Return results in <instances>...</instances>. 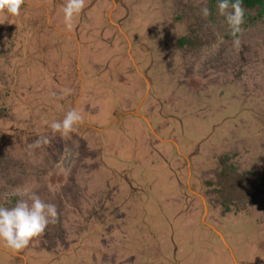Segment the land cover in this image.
Returning a JSON list of instances; mask_svg holds the SVG:
<instances>
[{
    "label": "rangeland",
    "instance_id": "374dc122",
    "mask_svg": "<svg viewBox=\"0 0 264 264\" xmlns=\"http://www.w3.org/2000/svg\"><path fill=\"white\" fill-rule=\"evenodd\" d=\"M27 1L23 6L33 4ZM125 2L140 32L132 37V51L128 35L113 41L107 39L112 32L104 40L98 35L95 45L120 65L127 85L112 81L124 88L121 93L141 85L131 73L136 62L168 84L162 89L170 93L163 101L168 104L152 125L142 119L140 127L134 117L130 126L105 113L98 128L82 119L67 136L54 134L49 125L63 120L65 106L73 107L65 97L75 92L68 71L47 70L57 81L39 79L41 73L23 69L27 60H20L14 45L0 42V207L35 192L59 213L29 242L36 252L27 264H115L126 259V247L142 257L150 253L154 264H164L158 259L164 252L175 264H236L229 249L239 264H264V17L253 21L251 11L234 37L217 4L210 10V0ZM46 3L34 2L47 13L54 10ZM94 4L101 26L106 20ZM203 7L210 12L206 18ZM83 15L90 17L91 9ZM46 27L34 29L40 34L34 42L57 38ZM86 65L105 107L113 96L98 82L97 66ZM41 137L49 142L34 147ZM159 138L172 142L162 146ZM91 177L100 183L92 185ZM0 246V263L15 264L12 254L24 255L26 263L27 247L16 252Z\"/></svg>",
    "mask_w": 264,
    "mask_h": 264
},
{
    "label": "crops",
    "instance_id": "0c3cea01",
    "mask_svg": "<svg viewBox=\"0 0 264 264\" xmlns=\"http://www.w3.org/2000/svg\"><path fill=\"white\" fill-rule=\"evenodd\" d=\"M36 1L37 0H28L27 2H32L33 4L27 7L22 5L20 15L18 16H12L6 12L0 13V21H3V23H0V42H9L17 48L20 60L21 58L22 61L23 59L27 60L25 65H21L23 69L30 72V74L35 73L39 75L41 73L39 79L43 78L44 80L49 79L54 81H57L58 76L51 79L48 77L47 70H57V75L62 73L61 69L64 71L67 70L68 73L65 74H68L71 78L73 84L69 85L71 88L75 89V92L65 95V97H71L73 99V107L71 108L72 104L69 108L65 106V110L68 112L70 109H76L82 116V119H84L85 125L87 121L91 119L94 122V125H91L93 126L92 128L100 127V125L95 122L102 116V114L105 113H109L110 117L113 119L118 117L123 118L125 120V124H128V120H132V118L135 117L141 122L139 123L141 124L140 127L143 125L142 119H144L149 125H152V120L156 121L159 117V113L161 114V105L168 104V101L164 103L163 101L166 97L170 96V93L162 91L163 87H168V84L164 80H161L160 75L154 73L152 77L150 75V71L145 72V70H141L137 66L136 62V70L131 68V73L134 72L140 78L141 85L138 89L134 87L132 91L127 87L126 92L121 93L119 89L124 88L117 87L112 81L117 79L121 83L126 84V77L122 74L120 65L117 68L116 62L111 63L112 60L116 61V59L107 55L108 53H99L97 46L95 45L96 41L99 40L98 35L100 36L101 34L104 40V34H108L109 32H112V35H108L107 39L113 37L114 41L117 39L119 34H122L125 37L128 35L127 39L130 46L132 45L131 41H136V37H134L135 40H132V37L134 34H139L140 32H136L135 25L133 23L134 20L129 17V13L127 14L125 0L122 2H119L118 0L116 3L115 0H85L86 6L79 15L74 17L71 29L66 27L64 21L63 8L66 4V0H44L47 2L46 4L51 5L54 9L49 10L48 13L44 8H42V6L34 4ZM94 2L98 3V8L102 11L106 20V23L101 26H97V23L94 21L95 18L93 15L96 10ZM113 5L116 6L113 7ZM90 9V17L84 19L83 13L85 10L89 13ZM48 21L49 27L47 26ZM41 26H43L44 29L47 26L46 30L49 33H57V35L54 34L57 38L53 39L48 37L46 43L41 42L40 39H38L37 42H34L40 35L38 32L36 33L34 29L36 27L41 28ZM46 30H44L45 33ZM95 33H98L97 37L94 36ZM123 36L121 43L123 41ZM34 43L36 45H33ZM18 46L20 48H18ZM28 46L32 47L30 51ZM132 48L133 47L131 46V49H129L132 51ZM97 53L99 57L98 60L95 57ZM100 57H103L105 60H109L107 61L108 64L103 63ZM33 61H37L38 63ZM87 62L93 63L94 67L97 66V76L99 77L98 82H102V84L109 89L108 91L111 92H109L110 96H113L111 101L112 104L110 102L105 104L108 111L104 110L105 107L103 106V103H101L103 94L97 89H92L90 86L93 77H91L88 72V65H86ZM55 66H58V68ZM35 67L39 68V70ZM111 72L113 73L110 74ZM182 85H184V83ZM184 86H186V84ZM186 88L189 89L188 86H186ZM135 91L138 92V98L133 95ZM93 94H96L94 99L90 98ZM144 105H146V109L143 113H140L143 111L142 106ZM134 124L136 123L131 122L128 125L131 126ZM146 133L147 130L145 131V134ZM151 133L158 136V133L153 128H151ZM90 139L94 141L93 133H90ZM159 139L162 146L166 143L172 142L168 138ZM88 143L90 148L97 149L96 151L101 150L100 148H97L95 143ZM168 150H170L169 147H167L164 152L167 153ZM155 152L157 153L158 151L155 149ZM158 156H162V154L159 153ZM98 158L100 159L99 156L96 159ZM162 158L165 157L162 156ZM100 168H103V164ZM90 182H92V185L94 186H96L95 184L100 183L98 182V179H94L93 177H91ZM115 233L118 232L115 230L113 234ZM99 239H102V237H98V240ZM33 242L34 241L27 246V253L25 254L27 257L26 263L23 261L24 255L18 256L12 254V256H10L11 259L16 262L15 264H27L28 258L32 259L33 252H36L35 244H33ZM0 249H2V247ZM229 250L236 261V264H239V261H237L233 254V250ZM152 253H154V251H152ZM0 254H2V252ZM121 254V258L126 257V259L122 258L121 260H117V264L123 261H126V264H154L152 258H149L152 257L150 253L142 257L140 251L134 252L131 248L126 247V251L122 249ZM244 254H247V252ZM62 258L60 260H62ZM171 258L172 257L165 254V252L158 257V259L162 260L164 264H175Z\"/></svg>",
    "mask_w": 264,
    "mask_h": 264
},
{
    "label": "clouds",
    "instance_id": "9594fccd",
    "mask_svg": "<svg viewBox=\"0 0 264 264\" xmlns=\"http://www.w3.org/2000/svg\"><path fill=\"white\" fill-rule=\"evenodd\" d=\"M24 3L25 0H0V13L6 12L12 16H18ZM85 6V0H66L63 13L67 28H72L74 17L79 15ZM217 12L225 18L229 31L234 37L242 31L241 25L244 22L245 14L242 0H217ZM201 13L204 18L210 14L207 7H203ZM251 19L255 21L254 18ZM233 47L240 48L238 38L233 40ZM68 92L70 90L63 94ZM81 122L80 113L76 109H70L63 120L53 121L49 127L54 134L60 133L62 136H67ZM48 142L47 137H41L34 142L33 146L40 147ZM58 219L59 213L56 205L45 202L33 192L27 200L21 199L11 208L0 207V243L13 251L22 250L29 245L33 238L42 235L49 224H55Z\"/></svg>",
    "mask_w": 264,
    "mask_h": 264
},
{
    "label": "trees",
    "instance_id": "16d2710c",
    "mask_svg": "<svg viewBox=\"0 0 264 264\" xmlns=\"http://www.w3.org/2000/svg\"><path fill=\"white\" fill-rule=\"evenodd\" d=\"M210 3V10L213 11L217 4V0H210ZM242 6L245 10L244 19L250 17L251 11L255 13L254 19H262L264 17V0H242Z\"/></svg>",
    "mask_w": 264,
    "mask_h": 264
},
{
    "label": "water",
    "instance_id": "95a60500",
    "mask_svg": "<svg viewBox=\"0 0 264 264\" xmlns=\"http://www.w3.org/2000/svg\"><path fill=\"white\" fill-rule=\"evenodd\" d=\"M220 233V232H219ZM221 234V233H220ZM224 239V238H223Z\"/></svg>",
    "mask_w": 264,
    "mask_h": 264
}]
</instances>
